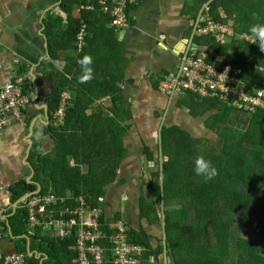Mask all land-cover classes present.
Returning <instances> with one entry per match:
<instances>
[{
	"label": "crops",
	"instance_id": "0c3cea01",
	"mask_svg": "<svg viewBox=\"0 0 264 264\" xmlns=\"http://www.w3.org/2000/svg\"><path fill=\"white\" fill-rule=\"evenodd\" d=\"M70 1L64 7L62 0H0V86L11 77L27 78L31 84L25 91L30 95V105L24 119L0 132V209H3L0 215V254L14 253L21 248L28 254L32 251L36 259L32 264H43L47 255L36 248L37 241L31 240L34 232L26 225L22 201L31 192L14 195L9 188L25 181L36 187L35 192L40 191L39 182L34 181L35 163L31 156H45L54 151L55 143L46 133L51 113L59 105V102L52 103L53 93L56 92L57 96L66 93L68 106H71L77 90L90 88L88 83L80 82L82 73L75 67L77 56L83 49L86 50L84 55L93 57V62L99 59L101 62V68H93L94 79L89 83L97 87L101 85V76L108 80L116 78L112 80L115 86L108 95L91 97L86 115L101 111L103 120L110 118L114 101L119 109H127V112H119L114 123L115 148L109 156L110 159L117 157L119 148L121 155L117 159L118 165H115V180L106 185L104 201L99 206H103L108 221L116 217L122 219L123 216L130 228L144 230L153 246L165 236L163 191L159 220L151 222L140 218L139 205L142 202L158 201L153 195V186L146 185L142 178L146 174L158 177L156 173H160L156 164L159 157H166L162 153L163 129L179 126L185 130L177 120L182 116L200 117L191 115L189 107L181 101L184 91L172 98L160 92L159 83L166 75L177 73L180 54L196 41L197 21L213 0H129L134 7L128 12L130 25L127 29L110 26L105 22V16L93 17L80 46L81 51L77 50L74 42L63 51V56L56 57L49 49L55 41L50 42L48 35L54 32L56 36L52 27H57L58 33L64 32L72 19L78 20L80 13L84 19L86 13L93 12L87 5L90 0ZM82 5H87V8L78 12ZM222 10L219 8L220 14ZM49 23L51 25L47 26ZM87 37L93 39L91 46L86 41ZM86 100L82 98L79 101L81 106L86 104ZM203 120L197 123L206 127ZM118 125L122 130H118ZM208 131L212 132L211 129ZM67 165L74 166L72 158H67ZM84 166L88 172L87 164H79L80 172ZM159 186L163 189V182ZM65 196L67 192L62 196L65 200L63 206L74 205V201ZM42 231L48 237H56L51 229ZM71 246L67 247L73 250ZM149 257L155 264V256ZM158 258L156 264L168 263L166 252Z\"/></svg>",
	"mask_w": 264,
	"mask_h": 264
},
{
	"label": "trees",
	"instance_id": "16d2710c",
	"mask_svg": "<svg viewBox=\"0 0 264 264\" xmlns=\"http://www.w3.org/2000/svg\"><path fill=\"white\" fill-rule=\"evenodd\" d=\"M62 3L67 7L65 4L71 1L62 0ZM90 3L97 2L90 0ZM133 7V4H128L126 10L129 12ZM219 8H223L225 17L221 16ZM210 13L216 21L234 20L236 31L250 35V26L264 24V0H213ZM96 16H105V22L110 21L109 14L102 13L97 6L83 19L87 31ZM79 28L80 20L75 19L64 32L58 33L57 27H52L56 36L54 32L48 35L50 42L55 41L49 46L53 50L51 54L63 56V51L76 42ZM86 41L91 46L93 39L87 37ZM198 43L213 48L230 58L232 66L241 68V79L245 85L241 89L247 93L256 95L264 85V52L257 44L236 40L222 47L214 45L213 39L206 38ZM85 53L83 49L77 58H82ZM209 59L214 60V56L210 55ZM100 64L99 59L93 62L92 67L101 68ZM75 67L77 72L82 73L77 60ZM112 80L101 76V85L97 87L88 82L90 88L77 90L76 99L67 107L64 125L60 128L47 127L46 133L55 143L53 153L31 156L35 163L34 181L39 182L41 194H48L50 186H53L54 191L51 192L56 196L62 197L71 191L75 195H84L90 205L97 206L95 199L102 196L106 185L115 180V165L119 163L117 159H120L121 148H117L119 154L114 159H110L109 155L115 148L114 123L119 112L124 110L119 109L114 101L112 117L103 120L101 111L86 115L91 97L108 95L115 86ZM55 93L52 103L58 104L60 94L57 96ZM183 95L181 101L189 107L193 116H202L215 109L206 127L220 134L223 147L217 149L206 139L191 137L179 126L166 128L164 134L162 132V153L168 157L164 164L163 189L158 183L152 184L153 195L160 197L163 191L165 240L161 238L153 246L149 234L133 228L128 229L129 238L146 247L142 264H152L149 256L153 255L158 263V256L165 252L170 259L167 264H264V107L256 106L255 111L250 113L246 130H239L229 124L233 113L245 115L251 111L239 108L235 96L230 95L229 100H223L217 95L203 96L190 89L184 90ZM82 98L87 99L83 106L79 102ZM118 130H122L119 125ZM198 156L210 160L218 169V176L212 180L198 176L194 164ZM67 158L73 159V167L67 165ZM79 164L89 166L85 175L81 174ZM156 175L159 177L160 173ZM9 189L16 195L18 192H32L36 187L21 181ZM63 205L57 202L52 209L57 210ZM160 206V199L142 202L139 205L140 218L159 220ZM24 214L27 216L25 208ZM151 214H156V220L149 218ZM99 224L103 233H112L103 215ZM247 229L252 231L251 237L244 235ZM101 239L104 244L107 242L106 238ZM31 240H36V248L46 253L47 259L43 264L72 262L75 253L67 247L74 242L72 236L58 239L36 231ZM19 251L24 250L21 248ZM35 262L34 253L30 254L28 264Z\"/></svg>",
	"mask_w": 264,
	"mask_h": 264
},
{
	"label": "built area",
	"instance_id": "2783aa9c",
	"mask_svg": "<svg viewBox=\"0 0 264 264\" xmlns=\"http://www.w3.org/2000/svg\"><path fill=\"white\" fill-rule=\"evenodd\" d=\"M97 3L104 13L110 14L112 26L118 29L129 26L126 0H97ZM195 31L198 36L214 37L221 44L235 35L231 24L215 21L210 15L197 22ZM83 35L82 29L78 35L79 41ZM240 38L247 41L251 39L246 34ZM207 58L206 53H199L193 48L185 52L180 57L177 73L160 84V91L175 95L190 89L203 96L211 94L222 98L232 95L236 97L239 108L253 111L256 106L264 107V85L256 95L247 93L241 89L245 85L241 79L240 69H232L227 64L221 65V61H217L218 64H210L206 62ZM27 88L28 84L22 78L12 77L0 86V132L24 119L30 102L29 95L25 93ZM227 89L236 92L237 96ZM67 98L66 93L61 94L59 106L52 117L56 125L63 123ZM57 202L60 204L65 201L51 193H29L22 201L27 211L26 225L31 231L40 228L42 233L43 229H51L59 239L72 236L74 264L143 263L147 249L143 244L130 240L127 226L122 219L110 223L112 233L106 234L100 229L99 220L102 215L99 207L90 205L82 195L74 197L75 205L62 206L54 212L52 206ZM2 212L3 209H0V215ZM1 237L0 226V240ZM101 238H106L107 242L104 244ZM0 264H25L24 254L20 252L0 254Z\"/></svg>",
	"mask_w": 264,
	"mask_h": 264
},
{
	"label": "clouds",
	"instance_id": "9594fccd",
	"mask_svg": "<svg viewBox=\"0 0 264 264\" xmlns=\"http://www.w3.org/2000/svg\"><path fill=\"white\" fill-rule=\"evenodd\" d=\"M127 1V5L128 4H133L134 5V3H130L129 2V0H126ZM96 2H97V0H96ZM87 5H89V7H91L92 9H90V10H92V11H94V10H96V8H97V6H99V4L98 3H96V4H92V3H88ZM87 5H82V6H80L79 7V9H78V12H82V10H84L85 8H87ZM99 8H100V6H99ZM207 8H208V11H207ZM100 10H101V8H100ZM101 12L102 13H104L102 10H101ZM126 12H127V15H128V11L126 10ZM222 12H224L223 10H222ZM221 12V13H222ZM104 14H106V13H104ZM109 14V13H108ZM206 15H210L211 17H212V15H211V13H210V5L209 6H207L205 9H204V12H203V15H202V17H201V19L200 20H202ZM221 16H222V14H221ZM109 17H110V14H109ZM223 17V16H222ZM213 18V17H212ZM214 19V18H213ZM78 20H80V28H79V32H78V34L76 35V42H75V46H76V48H77V50L78 51H81V49H82V47L80 48V46H81V44L84 42V38H85V36H86V32H87V30H86V25L84 24V21H83V19H81V13H80V16L78 17ZM200 20H198V21H200ZM215 20V19H214ZM128 21H129V16H128ZM197 21V22H198ZM216 21V20H215ZM218 22H220V21H218ZM109 24H110V26H112L111 25V17H110V21L108 22ZM221 23H226V24H231L232 25V27H233V29H234V32H235V35L233 36V37H231V38H229V39H227L226 40V42L224 43V44H221V43H219V42H217V40L214 38V37H211V36H198L197 35V33H196V31H195V34H194V37L196 38V41L194 42V43H191L183 52H181V54H180V57L185 53V52H187V51H190L192 48L193 49H195V50H198V52L199 53H206L207 55H208V58L206 59V62L207 63H210V64H213V63H217V61H221V65H223V64H227V65H230V67H232V69H240L241 70V68H239V67H235V66H232L231 65V63H229L230 61H231V59L230 58H228V57H226V56H223L222 54H220L219 52H216L213 48H211V47H209V46H206L205 44H199L198 43V41L199 40H201V39H203V38H206L207 40H209V39H213L214 40V45H216V46H225V45H229L231 42H233V41H236V40H238V41H240V40H246V39H242V38H240V36H242V35H244V34H246V35H248L247 33H240V32H238V31H236V29H235V27H236V24L234 23V20H231V19H229V20H227V22H221ZM130 25V24H129ZM112 27H114V26H112ZM129 27V26H128ZM127 27V28H128ZM127 28H125V29H127ZM83 29V33H84V35H83V37H82V40L81 41H79L78 40V35H79V33L81 32V30ZM249 33H250V35H248V36H250L251 37V39H250V43H255V44H257L258 45V47H259V49H260V51L261 52H264V24H254V25H252V26H250V28H249ZM194 38V39H195ZM247 41V40H246ZM210 55H212V56H214V60H210L209 59V56ZM229 60V61H228ZM77 63L80 65V67H81V70H82V74H81V76L79 77V80H80V82L81 83H88V82H90L92 79H94V69H93V67H92V65H93V57L90 55V54H86V55H84L82 58H80V59H78L77 60ZM218 64V63H217ZM220 65V66H221ZM242 71V70H241ZM169 77H171V76H165V77H163V79L160 81V83H159V86H160V84L164 81V80H167ZM24 82L25 83H27L28 85L30 84L29 82H28V79L26 78V79H24ZM31 85V84H30ZM263 87V86H262ZM261 87V88H262ZM260 88V89H261ZM183 92V91H182ZM181 92V93H182ZM180 93V94H181ZM62 94V93H61ZM61 94H60V97H59V101H60V98H61ZM179 95V94H178ZM174 96V95H173ZM29 99H30V95H29ZM69 98H67V100H68ZM30 105V102H29V104H28V106ZM59 106V105H58ZM67 107H68V101H66V109H67ZM58 108V107H57ZM57 108L51 113V116H50V126H52V127H56V128H60V127H62L63 125H64V122H65V117H66V109H65V115H64V119H63V123L62 124H60V125H56L55 123H54V121H53V114L55 113V111L57 110ZM194 164H195V173L198 175V176H202V177H204V179L205 180H212V179H214L216 176H218V174H219V172H218V169L212 164V162L210 161V160H207V159H205V157L204 156H198L196 159H195V161H194ZM86 172H87V166H84L83 168H82V171H81V174H86ZM77 196H79V195H77ZM103 197V195L102 196H99V197H97L98 199H100V198H102ZM84 198H85V200H86V197L84 196ZM87 201V200H86ZM88 202V201H87ZM97 202H98V204H97V207H100L99 206V204L102 202L103 203V201L102 200H97ZM127 226V225H126ZM130 227L129 226H127V229H129ZM39 229L40 228H38V229H36L35 231H33V232H36V231H39ZM41 231V230H40ZM42 233V232H41ZM42 234H44V233H42ZM15 252H20V253H23L24 254V258H25V264H28V258H29V256H30V254H28L26 251H18V250H16ZM14 252V253H15Z\"/></svg>",
	"mask_w": 264,
	"mask_h": 264
},
{
	"label": "rangeland",
	"instance_id": "374dc122",
	"mask_svg": "<svg viewBox=\"0 0 264 264\" xmlns=\"http://www.w3.org/2000/svg\"><path fill=\"white\" fill-rule=\"evenodd\" d=\"M222 14V16L223 17H225L226 15H225V13L224 12H222L221 13ZM229 20V19H228ZM234 23H236L235 21H234ZM229 61V60H228ZM227 90H229V89H227ZM227 90H225L226 92H229L230 91V93L231 94H234V95H236L237 96V93L236 92H232L231 90H229V91H227ZM175 96H173L172 98H174ZM222 99L223 100H226V99H229L227 96H224V97H222ZM215 111V109H213V110H210L209 112H207L204 116H200L199 118L200 119H204L203 120V122L204 123H206L207 122V120L210 118V116H211V114L213 113ZM253 111H255V110H253ZM253 111H251V112H249V114H240V115H238V113L237 112H234L233 113V115H232V119L230 120V122H229V124L232 126V127H234V128H236V129H239V130H246V128H247V124H248V122H249V119L251 118V114L250 113H253ZM216 112H217V110H216ZM194 119V118H191V117H187V116H182L179 120H177L176 122H178L185 130H187L188 131V134L191 136V137H194V138H199V139H206V140H208L215 148H217V149H221L222 147H223V138L220 136V134H218V133H214L213 131L211 132V131H208V130H210L208 127V129L205 127V125L203 124V123H201V124H199V123H197V121H199L200 119ZM165 129L166 128H164L163 129V134H164V131H165ZM164 138V137H163ZM162 138V139H163ZM168 160V158L167 157H164V158H160L159 157V159H158V163L156 164L157 165V167H158V171H160V173H163L164 171H165V169H164V164H165V162ZM141 178H142V176H141ZM142 180L145 182V183H147L146 185H148V186H150V185H152V184H155V183H158V184H160V183H162L163 182V175H161L160 177H154L153 175H152V177L151 176H149L148 174H146L143 178H142ZM150 187H152V186H150ZM52 192L54 191V188H53V186H50V188H49ZM49 192V194L51 193V194H53L52 192ZM34 192H35V190H34ZM38 192V191H37ZM40 193V192H39ZM146 193H148V190L146 191ZM54 195V194H53ZM82 194H79V196H81ZM54 196H56V195H54ZM83 197H84V195H82ZM59 196H56V198H58ZM66 197V196H65ZM67 197H70L71 198V200H73L74 201V197H77V195H75V193H72L71 191H68L67 192ZM67 197H66V199H67ZM157 200L158 199H160V201L162 200V198H161V195H160V197H158L157 196V198H156ZM95 200H102V201H104V199H103V197L102 198H100V199H98V198H96ZM65 201V200H64ZM162 206V205H161ZM174 206V205H173ZM172 206V207H173ZM165 207V206H164ZM60 208H62V207H60ZM59 208V209H60ZM162 207H160L159 208V210H158V213H159V215L161 214V211H162V209H161ZM103 206L102 207H99V210H100V215H104V222L105 223H107V225H108V227H109V224L110 223H113V222H116V221H118V220H121V219H119V218H115V219H111L110 218V221H108V219H106L105 218V213L103 212ZM158 215V214H157ZM159 215H158V217H159ZM100 217V216H99ZM154 217H157L156 216V214H151L150 215V219H152V220H156V218H154ZM160 218V217H159ZM122 220H123V222H124V219H123V216H122ZM150 221V220H149ZM152 222V221H151ZM159 224H162V222L161 223H159ZM50 230V229H49ZM35 233V232H34ZM47 233V232H46ZM55 233V232H54ZM40 234L41 235H44V236H49V235H45V234H42L41 232H40ZM252 231L251 230H245V232H244V235H247V236H249V237H251L252 236ZM55 235H56V233H55ZM165 235H166V232H165ZM52 237V236H51ZM54 238V237H53ZM56 238V237H55ZM58 239H59V237H57ZM165 240V236L163 237V241ZM56 242H57V240H56ZM163 244H164V242H163ZM31 253H32V251H30ZM163 254V253H162ZM164 256V255H163ZM161 257H162V255H161ZM151 258V257H150ZM164 258V257H163ZM158 259H160V258H158ZM154 263L156 264V261L154 260ZM163 264V263H162Z\"/></svg>",
	"mask_w": 264,
	"mask_h": 264
},
{
	"label": "flooded vegetation",
	"instance_id": "af4514ba",
	"mask_svg": "<svg viewBox=\"0 0 264 264\" xmlns=\"http://www.w3.org/2000/svg\"><path fill=\"white\" fill-rule=\"evenodd\" d=\"M170 79H172V78H170ZM170 79H169V80H170ZM164 81H165V80H164ZM164 81H163V82H164ZM160 92H161V91H160ZM162 93H163V92H162ZM164 94L169 95L170 97L173 96V95H171V94H167V93H164ZM125 224L128 226V224H127L126 222H125Z\"/></svg>",
	"mask_w": 264,
	"mask_h": 264
},
{
	"label": "water",
	"instance_id": "95a60500",
	"mask_svg": "<svg viewBox=\"0 0 264 264\" xmlns=\"http://www.w3.org/2000/svg\"><path fill=\"white\" fill-rule=\"evenodd\" d=\"M170 261V259H168Z\"/></svg>",
	"mask_w": 264,
	"mask_h": 264
}]
</instances>
